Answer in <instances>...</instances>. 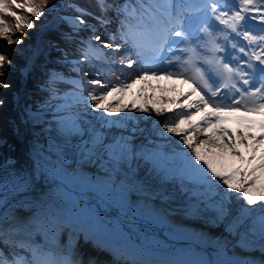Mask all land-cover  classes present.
<instances>
[{
	"label": "snow or ice",
	"instance_id": "1",
	"mask_svg": "<svg viewBox=\"0 0 264 264\" xmlns=\"http://www.w3.org/2000/svg\"><path fill=\"white\" fill-rule=\"evenodd\" d=\"M240 4L244 7L241 8ZM13 6L19 10L26 9L30 16L38 20L46 15L45 8L55 7L54 4L48 5L47 0H42L39 6L33 5L30 0H24L23 3L0 0V14L16 21L15 29L21 36L24 28L33 29L35 25L12 11ZM97 6L102 14L113 10L121 18L116 31L107 39L97 34L80 41V60L69 61L65 54V63L73 66L79 78L65 81L74 88L71 93L65 94L62 111L66 114H62L57 122L62 139L54 138L50 144L56 161L53 172L67 180L70 177L65 166L69 162L96 164L104 178L80 177V182L93 187L102 201L116 203L123 209L127 207L129 191H148L151 188L149 182L153 181L156 174V168H153V174L145 170L141 173L142 180L141 176L133 179L128 175L131 163L140 159L155 161L157 157L178 162L181 185L186 189V194L192 193V199L195 200V204L185 207V212L199 214L200 205L211 208L215 216L209 222L224 223L226 231L238 237L237 245L248 249L258 242L261 251H264V151H261L264 148V0H259V6L254 5V0H230V3L228 0H203L196 4L190 0H163V3L157 5L156 11H152L151 6L143 0L138 6L127 2L114 4L107 0H97ZM250 11L258 14V29L254 30L252 24L257 15L242 14ZM78 12L79 15L66 21L71 24L73 32L91 27L84 16L92 14L86 13L84 9H78ZM93 18L101 26L111 23L104 15ZM215 21L230 29V33L224 36V42L230 43L233 50L231 53H228L226 43L220 41L218 34L223 30L218 28ZM12 33L13 29L5 20L0 19V37L6 39L8 44L24 42L19 36L13 40ZM65 39L73 40L74 37L67 35ZM242 41H247V44ZM49 47L52 45L49 44ZM104 49L109 50L108 53ZM217 53L226 55L217 56ZM193 54L199 55L201 66L194 67L193 74L188 75L187 66ZM41 55L43 49L40 48L33 53L36 59ZM93 60L103 62L102 66L112 73L115 84L112 79H89L90 74L81 63L86 61L91 64ZM14 66V59L0 52V69H3L0 71V90L11 89L12 84L7 77ZM31 70L28 68V71ZM126 70H131L134 78L128 80L129 73ZM173 76L184 77L185 83L191 81L194 85L189 93L183 95L178 105L183 109L179 117L172 121L165 119L157 129L151 131L134 129L149 144L153 143V135L165 140L170 136L178 137V141L170 142L165 152L138 153L132 146L134 137L121 135L108 142L104 134L94 126H86L85 117L90 109L103 110L109 116L123 110L119 103L116 107L108 104L109 98L117 93L132 89L142 81ZM64 80L60 73H49L46 87L55 95V84ZM97 87L104 91L98 93ZM4 104L5 100L0 99V107ZM242 110L244 114L238 120L246 131L230 132L225 126L230 119L228 114L241 113ZM137 111L151 110L138 108ZM155 112L158 116L162 114L159 108ZM249 115L260 119L252 120ZM197 117L201 119L194 123ZM116 123V120H105L101 127ZM185 124L189 126L187 129L181 127ZM256 125L260 131L258 139L252 133ZM199 134H203L202 139L197 138ZM85 135L87 140L83 139ZM77 137L80 138L78 142ZM241 144L251 150L249 157L240 151L238 146ZM185 147L190 151H185ZM209 152H215L217 159L209 158ZM257 152H260L258 156ZM224 154L233 156L243 167H233L225 162L222 159ZM12 183L14 190L19 191L27 187L28 180L14 176ZM6 185L7 181L0 176V189ZM166 196L168 194L165 192L157 194L161 200ZM7 207V203L0 198V209ZM98 208L85 207L65 197L60 203L43 202L30 218L0 211V264H98L86 248H77L71 244V259L67 256L41 259V249L35 247L31 240L33 233L44 232L55 237L64 229H71L70 238L73 241L80 232H84L87 238L93 233L94 227L101 223ZM97 247L102 245L97 244ZM4 248L9 249L8 254H5ZM17 249L30 252L31 258L20 255ZM116 251L119 254L118 248ZM197 264L254 262L233 258L201 260Z\"/></svg>",
	"mask_w": 264,
	"mask_h": 264
},
{
	"label": "bare ground",
	"instance_id": "2",
	"mask_svg": "<svg viewBox=\"0 0 264 264\" xmlns=\"http://www.w3.org/2000/svg\"><path fill=\"white\" fill-rule=\"evenodd\" d=\"M110 3L114 2L111 1ZM90 13L92 15L89 16L86 21L94 29L101 27L98 21L93 18L94 16L104 15L106 18L110 19L112 23H119L118 20L113 19L118 17L113 10H109L102 14L98 8L97 12L91 11ZM46 23L48 24L46 25ZM46 23L45 25L47 27H52V29L48 28V30L43 31L44 34L49 33L47 36L44 35L42 39L45 41L46 45H52L54 41H57L54 38L56 35V37L60 38L64 43L71 44L75 47L80 46L76 39H65L68 34L61 29V26H52L53 23L50 24V20H46ZM117 27V25L113 27L109 26L108 29L116 31ZM110 33L113 34V32H108L107 34ZM112 34H110V36ZM39 36L37 32L34 33L32 35L33 41L38 40ZM52 36L54 37L52 38ZM72 36L75 37V35ZM15 44L16 43H7V46L3 47L2 51L7 50L6 55L14 59L16 63L17 54L19 53L18 46L16 47ZM44 49L46 50V48ZM47 56L52 59L48 54ZM52 60L55 59L53 58ZM50 64H55V62H50ZM22 65L23 64H19L16 66L15 64V66L9 70L13 77L14 81L12 83L14 85L10 89L8 98L4 99V112L0 113V130L7 135L9 139L7 144L0 149V152L3 154L0 159L5 160L8 157H14L15 159L12 166H10L7 171L0 174V176H3L4 180H7V185L4 187L3 193H1V197L5 202L10 201L15 195L19 196L34 191L49 190L63 195L64 197H70L85 207L97 209V206H99L98 211L101 223L94 227L93 233L90 234L89 238L81 234H85L84 232L79 233L84 236L81 244L82 247L85 245L91 247L92 250H94V254L97 255V257L99 256L98 259H102L101 253L103 254L105 250H109V253H111L110 257L116 259L117 264H197V262L201 260H225L233 258L250 260L253 261L254 264H264V251H261L259 243H255L248 249L241 248L236 244L238 237L230 235L226 231L224 223H211L209 221L213 217L201 214L200 212L199 214H187L185 212V207L188 205H180L166 199H158L157 194L161 193L159 190L144 192L130 190L128 193L127 207L122 209L116 203L102 201L98 198V194L94 189L80 182V177L88 178L91 175L103 174L96 164L83 162L72 164L69 162L65 168L69 169L67 170L68 173L71 172L72 176L76 179L69 178L67 180L62 179L61 176L56 173H52L49 169L39 170L37 156L33 153L30 142H33L35 145L39 144V152L43 157L45 156L46 159L55 161V158L51 153L50 145L46 142V137L44 138L42 135H39L33 138L34 140L29 137L28 123L23 120L26 109L24 110L20 105V98L24 94L23 91H33L37 88V85L29 83L35 71H32L31 76H27L26 79L20 75L19 71ZM40 67L41 71L38 69L36 76L43 74L45 72V67L47 68L48 66H44L41 63ZM98 68L101 69V67ZM15 69H17L18 73H14ZM64 70L66 75H69L71 72L67 69ZM155 79H162L165 83H168V80L163 77ZM153 83L144 86L145 83L142 81L136 84L130 91L127 90L125 92L124 100L110 104L116 107L119 103V106L123 109L120 116L121 121L125 119L129 120V126L132 132H128V136L127 134L125 136L126 138L134 137V139L138 141L142 135L134 131L136 128L157 129L159 125L156 122L157 118L166 115L164 114L165 112L167 113L173 105H177L176 99L179 93L177 88L182 86L178 80L175 81L176 87L173 88L174 91H171V88L167 91H154V87L152 86ZM162 84L163 83H158V85ZM183 85H185V83H183ZM63 89L68 90L69 85L61 82L55 87V92L60 93ZM153 91L154 93L151 94ZM120 96L121 93L116 94L115 98L120 99ZM113 97H111V99H113ZM139 99L150 101L151 104L148 107V109H151L150 112L139 111L137 116L142 118L141 122H137V118H134L137 110L135 112L131 111L133 101L135 102L134 104H137V100L139 101ZM32 105L33 104H29L27 110H32L30 109ZM125 105L127 107H124ZM157 108L161 109L162 112L159 116L155 112ZM59 110L62 109L58 107V111ZM46 111L47 110H45V113ZM101 113H103L102 118H104V121L109 120L111 117L106 112ZM11 117H14L16 120L15 128H13ZM99 117H95V119ZM113 117H115V115ZM200 119V117H197L194 123L199 122ZM93 121L94 119H90L87 123H93ZM146 121L147 123L144 124ZM41 129L43 130V128ZM41 129L40 131H42ZM153 140L156 141L158 139L154 138ZM14 176L27 179V187L15 191L12 183V178ZM38 202L39 200L36 198L33 207H36ZM129 202L131 204L132 202L134 204L136 203V206L130 207L129 205L131 204ZM70 232L71 229L62 230L61 237H64ZM97 244H101L102 247H97ZM117 248L120 250L119 254L115 250Z\"/></svg>",
	"mask_w": 264,
	"mask_h": 264
},
{
	"label": "rangeland",
	"instance_id": "3",
	"mask_svg": "<svg viewBox=\"0 0 264 264\" xmlns=\"http://www.w3.org/2000/svg\"><path fill=\"white\" fill-rule=\"evenodd\" d=\"M63 0H47V4L48 5H55L54 8H45V12L46 15H42V17L38 20L37 18L30 16L27 12V10H19L16 9L14 6L11 9L12 11H16L18 15H21L23 17H25V21H31L35 27L33 29H27L24 28L23 29V35L21 36V33L16 31L15 29V24L16 21L9 16L0 14V19H3L7 22L8 26L10 28L13 29V40L16 39V37H20L24 42L22 44H15V46L18 48V53L17 54V61H16V66H18L19 64H23L21 69H20V75L22 77H24L26 79L27 76H31L32 71H35V74L33 73L31 80H29L30 84H35L37 85V88L33 91H23V96L20 98V105L24 108L25 111V116L23 120H25L28 123L29 126V137L30 139L34 140L33 138L38 137L39 135H42L44 138L46 137L47 139V144H51L53 142L54 138H60V133H59V129L58 127H55L49 122L48 118L53 115H62V114H66L64 113L62 110L58 111V107L60 109H62V106L65 103V94L66 93H71L73 91V89H69V90H62V95L61 97H52L51 96V92H48V88L46 87V81L48 78V74H47V70L48 67H45V72L43 74H41L40 76H36V72L38 71V69L41 71V63L44 66H47V62L54 61L52 60L53 58L55 60H59L62 62H65V54L67 53V59L69 61H76V60H80L81 56H80V49H81V44L80 41L83 40H87L89 37H92L93 35H100L102 37V39H107L110 34H105L106 32H109V29L107 28V26H101L97 29H95V31L93 30V27H89V28H84L82 31L79 32H73L72 31V26L70 23L66 22L68 20L73 19L74 17H76L77 15H79L80 13L78 12V9H84L86 13H90L92 12H97L98 6H97V0H71L70 4L66 5V8H62V2ZM111 1H114V4H123L125 2L129 3V4H134V5H139L141 3V0H121L118 1L117 0H107L108 3H110ZM158 2L162 3V0H156ZM24 0H17V3H23ZM30 2L33 5H41L42 4V0H30ZM144 3L148 4V2H146L145 0H143ZM191 3L196 4V3H202V0H190ZM228 2L230 3V0H228ZM59 5V6H58ZM254 5L259 6V0H254ZM241 8L244 7L243 4H240ZM131 9H129L130 11ZM152 11H156V8H152ZM159 14V13H158ZM243 15H253L255 13L253 12H249V13H242ZM257 14V13H256ZM258 15V14H257ZM89 18V15H85L84 19L87 20ZM121 18V17H119ZM227 18V17H225ZM92 19V18H91ZM46 20H50V24L53 25H58L61 26V29L68 35H75L74 39L77 40V43L80 45L79 47H75L73 45H69L68 43H64L61 41L60 38H57L56 35L55 37L52 36V38L54 37L55 40L54 43H52V47H49V45H46L45 41H43L42 39L44 38V35L47 36L48 34H44L43 31L52 29V27H47L46 25L48 23H46ZM120 20V19H119ZM46 23V25H45ZM219 29H222L223 31L220 32L219 38L220 41L222 43H226L224 42V36L228 35L230 33V30L226 28L225 25L219 24L218 21L214 22ZM253 24V23H252ZM253 28L258 29L259 27L255 26L253 24ZM39 34V38L38 40H34L32 39V35L34 33ZM255 34V32H254ZM0 52L6 54V51H2L3 47L7 46V40L4 39L3 37H0ZM28 40V42H27ZM59 40V41H58ZM30 41V42H29ZM93 43L95 44L96 42L93 41ZM31 44V45H30ZM226 47L228 49V53H231L233 50L231 49V45L230 43H226ZM43 49V55H41L38 59H36L35 57H33V53L36 51V49ZM46 48V50L44 49ZM51 50V51H50ZM47 51V53H46ZM53 51V52H52ZM105 53H108L109 50L104 49L103 50ZM47 54L52 57V59H50ZM221 55H226L225 53H217V56H221ZM28 59V60H27ZM33 60L35 61V66H33ZM192 64H198L199 66H201V61H200V57L197 54H193L192 59L189 61L188 64V75H192L193 71V65ZM71 65V64H70ZM95 65V67L93 66ZM103 62L102 61H95L93 60V62L91 64H89L86 61H82L81 66L84 67V70L89 72V79L91 78H98L101 79L102 81L106 80V79H112L113 80V84L116 83V81L114 80V78L112 77V73L108 72L105 70V68L102 66ZM27 66V67H26ZM98 67H101L98 68ZM206 67V66H205ZM28 68H31V71H28ZM60 67H55L52 66L49 68L50 73H60ZM0 71H3V69H0ZM129 75L127 76V79L130 80L132 78H134V76L131 75V71L126 70ZM31 72V73H30ZM99 72L100 75L97 76L96 73ZM14 73H18L17 69H15ZM72 74V73H71ZM74 74V73H73ZM118 74V73H117ZM71 76V75H69ZM8 80L9 82L12 84V86L14 85L12 82L13 77L11 76V72L9 71V75H8ZM168 83L162 79H149L144 81V86H148V84L153 83V87H154V91L159 90V91H167L168 89L171 91H174L173 88L176 87V83L175 81H179L182 86H179L177 88V90L179 91L178 93V97L176 99V104L177 105H173L172 108L169 109V111L164 114L161 117L157 118V123L160 124V122H162L163 120L167 119L169 121L175 120L179 117L180 112L183 111L182 108L178 107V105L181 103L183 95L187 94L191 91V87L194 86L191 84V81H189L188 83L184 82V77H176L173 76L172 78H168ZM67 83V82H66ZM158 83H163L162 85H158ZM183 83H185V85H183ZM70 87V85H72L71 83H67ZM158 85V86H157ZM131 89H128V91H130ZM104 89L97 87V92H103ZM127 90H125L123 93H121L122 100H124V94ZM151 92V94L154 93ZM172 93V92H171ZM10 94V89L8 90H0V99H5L8 98V95ZM119 94V93H117ZM157 96V93H156ZM159 96V95H158ZM162 96V95H160ZM193 100L196 99L195 96L192 97ZM32 101V102H31ZM121 101L120 99H116L115 96L113 97V99L109 98L108 104L111 103H116ZM35 102V103H34ZM172 102V101H171ZM32 105V110H27L28 105ZM130 105V104H129ZM150 104V101H145V100H137V104H133V107H131V111H136L138 108H148ZM29 108V107H28ZM45 110L46 113H45ZM151 110V109H150ZM153 111V109H152ZM194 111V109H193ZM4 112L3 107H0V113ZM103 110H95V109H90L85 117L86 121H89L90 119H94L93 123H87L86 126H94L96 128V130L98 132H102L105 136V139L108 142H111L112 139L120 137L121 135L126 136V134L129 132H132V129L129 126V120H124L121 121L120 116L121 113L123 111H121L119 114H114L115 117L113 118H109V121L111 120H116L117 123L114 125H106L104 127H101V125H104V118H102ZM139 114V111H137L135 113L134 118H137V122H141L142 118L137 116ZM243 110L241 111V113H229V121L226 123V127L230 130V132H235V133H239V132H243L246 131V129L244 128L243 124H241L238 120V117L243 115ZM100 116V117H99ZM95 117H99L97 119H95ZM249 118L252 120H256L258 121L260 119V117L255 116V115H249ZM11 121L13 124V128L16 127V120L14 117H11ZM146 122H144V124H146ZM150 124V123H148ZM147 124V125H148ZM182 128L187 129L189 126L187 124L182 125ZM43 128V130L41 129ZM40 129L42 131H40ZM149 131L152 130V128H148ZM163 130V129H162ZM166 131V130H164ZM252 133L257 137V139L259 138L260 135V131H259V127L258 125L254 126L252 128ZM148 133L146 132L145 135H147ZM56 135V136H55ZM58 135V137H57ZM128 136V134H127ZM156 138L158 140L154 141L153 139ZM199 139L203 138V134H199V136L197 137ZM79 137L76 138V141H79ZM84 140H87L88 137L87 135H85L83 137ZM152 140L153 143L149 144L145 141L144 136L142 135V137L136 141L135 139L132 140V146L135 148V150L139 153L142 151H147L149 153H156L157 151L160 152H165L169 146H170V142L171 141H177L178 137L175 136H170L168 138V140H165V138L153 135L152 136ZM9 141L8 136L5 135L4 133L1 132L0 130V149L7 144V142ZM247 143V141L245 142ZM30 145L32 146V151L33 153L37 156V160H38V169L39 170H45V169H49L53 172V166L56 163L55 161L46 159V157L44 158L40 152H39V144H34L33 142H30ZM48 146V145H47ZM240 151L244 154L245 157H249L251 155V150L246 149L244 144H241L238 146ZM179 150V149H178ZM185 151H190L188 149H184ZM202 152L204 151L203 149L201 150ZM261 151H264V148L261 149ZM260 154V152H257L256 155L258 156ZM3 154L0 152V157ZM208 156L212 159H217L216 153L215 152H209ZM222 159L229 163L230 165H232L233 167H243V165L236 160L233 156L228 155V154H224ZM15 159L14 157H8L5 160H1L0 159V174L4 171H7L10 166H12V164L14 163ZM134 163V162H133ZM131 163V171L129 172V176H131L133 179H135L137 176H141V173L144 172L145 170L148 172V174H153L152 173V169L156 168V174L154 175L155 177L161 178V175H164V179L166 180L165 183H167L168 185H158V184H151V188L148 191H152V190H159L161 192H165L168 194V196L165 197L166 200H169L171 202L180 204V205H190V204H195V200L192 199V193L187 192V194L185 196H182L180 194V192L178 193V190H180L181 192H186V189H184L181 185V180H180V176L177 174V168L179 166L178 162H170L164 159H161L160 161L158 160V157L156 158V160H145L144 165L146 167H142V172L139 170V167L134 166V164ZM156 165V167H155ZM145 168V169H144ZM69 169L65 168V171L68 173ZM140 171V172H139ZM78 173V172H76ZM174 173V176L171 177L170 175ZM69 177L71 178L72 173L69 172ZM121 175L123 176L124 173H121ZM177 175V176H175ZM74 177V176H72ZM104 175L103 174H95V175H91L90 177H88V179H103ZM141 180H142V176H141ZM7 181V180H5ZM88 186V185H87ZM91 187V186H89ZM156 187V188H155ZM92 189H94L93 187H91ZM4 189V188H3ZM3 189H0V198L1 197V193H3ZM136 192H141V191H136ZM180 194V195H179ZM40 196L41 198H56L55 202L60 203V200L65 198L63 195H60L54 191H49V190H42V191H34V192H30L27 194H21L19 196L15 195L14 197L11 198V200L9 202H7L8 208H10L11 205L15 206V207H19L21 205H23L24 209H28V205L33 206L34 202L36 200V198ZM61 199H60V198ZM183 199H182V198ZM14 198V199H13ZM58 198V199H57ZM3 199V198H2ZM60 199V200H59ZM46 201V200H45ZM130 203V202H129ZM131 204V203H130ZM130 207L132 206H136V203L134 204L132 202L131 205H129ZM5 209H1V211H3ZM199 212L201 214H205L211 217L215 216L214 211L211 208H205L203 205L199 206ZM82 235L85 236V234L81 233ZM79 235V236H78ZM80 234L76 235V240L78 242V244L80 245L81 248H86L87 252H89V255H91L92 257H94L98 264H117L116 259H113V257H110L111 253H109V250H105L104 253H101V257L102 259H98L97 255L94 254V250H92L91 247L85 245L82 247L81 241L82 238L84 236H82ZM82 236V237H81ZM90 237V236H89ZM88 237V238H89ZM107 240V239H104ZM258 243V242H257ZM7 251H9L8 248H4ZM116 250V249H115ZM17 251H22L20 249H17ZM22 256H25L26 258H31V253L30 252H26L24 253ZM41 259H52V258H56L55 256L50 257L49 255L45 254L44 252L41 253ZM57 259V258H56ZM102 261V262H101ZM184 264V263H182ZM188 264V263H186Z\"/></svg>",
	"mask_w": 264,
	"mask_h": 264
},
{
	"label": "trees",
	"instance_id": "4",
	"mask_svg": "<svg viewBox=\"0 0 264 264\" xmlns=\"http://www.w3.org/2000/svg\"><path fill=\"white\" fill-rule=\"evenodd\" d=\"M53 122H55V121H53ZM56 136V135H55ZM57 137H58V135H57ZM59 138V137H58ZM144 162H145V160H143V159H140L138 162H136V164H135V166L136 167H139V170L142 172V167H146L145 165H144ZM155 167H156V165H155ZM145 169V168H144ZM139 171V172H140ZM160 176H162L161 178H158V179H156L157 177H155L154 176V178H153V181H150L149 183H152V184H158V185H168L167 183H165L166 182V180L164 179V175H161L160 174ZM171 177H173L174 176V174H171L170 175ZM175 176H177V175H175ZM180 192V194L182 195V196H185L186 195V192H181L180 190H178V193ZM179 194V195H180ZM182 198V197H181ZM183 199V198H182ZM67 243L63 246V248L62 249H66L67 248Z\"/></svg>",
	"mask_w": 264,
	"mask_h": 264
}]
</instances>
